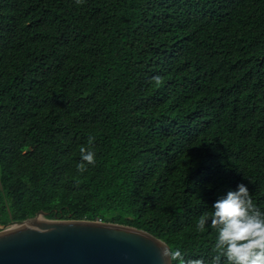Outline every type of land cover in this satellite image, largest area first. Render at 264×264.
I'll list each match as a JSON object with an SVG mask.
<instances>
[{
    "label": "trees",
    "instance_id": "16d2710c",
    "mask_svg": "<svg viewBox=\"0 0 264 264\" xmlns=\"http://www.w3.org/2000/svg\"><path fill=\"white\" fill-rule=\"evenodd\" d=\"M241 182L264 211V0H0V226L99 219L208 264L195 223Z\"/></svg>",
    "mask_w": 264,
    "mask_h": 264
},
{
    "label": "water",
    "instance_id": "95a60500",
    "mask_svg": "<svg viewBox=\"0 0 264 264\" xmlns=\"http://www.w3.org/2000/svg\"><path fill=\"white\" fill-rule=\"evenodd\" d=\"M34 216L0 226V264H167L165 243L133 226Z\"/></svg>",
    "mask_w": 264,
    "mask_h": 264
},
{
    "label": "clouds",
    "instance_id": "9594fccd",
    "mask_svg": "<svg viewBox=\"0 0 264 264\" xmlns=\"http://www.w3.org/2000/svg\"><path fill=\"white\" fill-rule=\"evenodd\" d=\"M84 0H75L80 5ZM160 83L159 77L153 78ZM88 147H80V162L76 172L83 174L88 165H95L96 152L92 145L95 137L89 136ZM78 183V181H77ZM207 227L215 231L213 252L208 264H264V211L253 201L245 183H238L235 190L219 196L211 211L203 212L195 229L204 232ZM160 246V256L167 264H206L203 257L188 256L179 247L166 243Z\"/></svg>",
    "mask_w": 264,
    "mask_h": 264
},
{
    "label": "built area",
    "instance_id": "2783aa9c",
    "mask_svg": "<svg viewBox=\"0 0 264 264\" xmlns=\"http://www.w3.org/2000/svg\"><path fill=\"white\" fill-rule=\"evenodd\" d=\"M97 220H99V219H97Z\"/></svg>",
    "mask_w": 264,
    "mask_h": 264
}]
</instances>
